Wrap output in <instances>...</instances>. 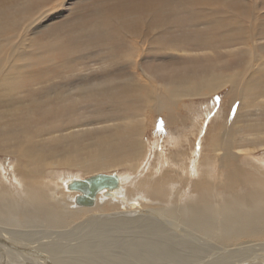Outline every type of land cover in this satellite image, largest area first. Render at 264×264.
<instances>
[{
    "label": "bare ground",
    "instance_id": "bare-ground-1",
    "mask_svg": "<svg viewBox=\"0 0 264 264\" xmlns=\"http://www.w3.org/2000/svg\"><path fill=\"white\" fill-rule=\"evenodd\" d=\"M18 1L0 0V264H264V0L107 2L49 30L53 59L42 3ZM95 52L109 68L74 73ZM159 117L172 135L150 143ZM124 165L140 177L75 203L73 180Z\"/></svg>",
    "mask_w": 264,
    "mask_h": 264
},
{
    "label": "rangeland",
    "instance_id": "rangeland-1",
    "mask_svg": "<svg viewBox=\"0 0 264 264\" xmlns=\"http://www.w3.org/2000/svg\"><path fill=\"white\" fill-rule=\"evenodd\" d=\"M20 1L21 0H19L18 2H17V5L18 4H22V3H20ZM24 3H25V0H22ZM30 1V0H29ZM37 2L39 1V0H36ZM36 1L34 0L33 2H29L30 4H32V5H35L36 4ZM53 1V2H52ZM52 1H50L49 3H44L43 2V0H40V2L42 3V9H43V13L42 14H44V12H45V14H46V16L44 17H41L39 20H38V24L40 25V24H43V25H45V26H40V28L41 29H39V31L41 32H39L38 34L36 33V32H34L33 34H32V37H33V39L34 38H36L37 40H38V42H40L39 44L41 45V43H42V45L40 46V48H45L44 49V56L45 57H49L50 59H53V57H52V55L51 54H53V53H51L52 52V44L58 39V38H56L58 35H60V38L62 37V40H64V42H67V35H66V32H65V30H62V31H60V34L58 33L57 34V36H54V37H52V36H48L49 35V33H50V31H51V29H54L55 27H59L60 25H62L65 21H67V20H71L70 22H74V23H79V24H94L95 23V21H96V23H98V22H100L101 21V15L99 14V15H97V13H100V11L99 10H96V15H95V11H92L93 10V8L95 7V6H97L98 7V5H102V6H106L105 4H107V2H109V3H114V6H118L119 4H118V2H116L117 0H52ZM23 3V4H24ZM27 3V2H26ZM110 5V4H109ZM47 6V7H46ZM172 9H174V6L173 5H169ZM80 7V8H79ZM45 8V9H44ZM81 9V10H80ZM93 12V13H92ZM80 13V14H79ZM68 16V17H67ZM86 17V18H85ZM79 18V19H78ZM82 18V19H81ZM96 19V20H95ZM49 20V21H48ZM60 20V21H59ZM94 20V21H93ZM42 23H41V22ZM57 22V23H56ZM47 23V24H46ZM54 23V24H53ZM51 24H53V25H51ZM49 26V27H48ZM55 26V27H54ZM44 27V28H43ZM47 27V28H46ZM54 27V28H53ZM38 29H36V31H38ZM48 29V30H47ZM42 30V31H41ZM50 30V31H49ZM69 30V29H68ZM48 31V32H47ZM219 31L218 30H216V34L218 33ZM40 34V35H39ZM45 36V37H44ZM48 37V38H47ZM56 39V40H55ZM50 41V42H49ZM49 42V43H48ZM44 44V45H43ZM48 45V46H47ZM52 45V46H51ZM79 45L80 44H77V47H79ZM43 46V47H42ZM47 48V49H46ZM72 48V47H71ZM89 51L90 50H96V47H93L92 45H90L89 46ZM71 52H72V54H74V53H76V51L75 52H73L72 50H71ZM47 54V55H46ZM71 54V53H70ZM71 54V55H72ZM94 54H96L97 56L94 58V60L93 59H90V63H91V66L89 67L90 68V70H92V71H90V70H85V66L86 65H84V64H80L79 65V68H77L79 71H77V72H74V73H76L77 75H80V74H85V72L87 73V74H93L94 75V73H97V72H100V70H103V69H108L109 67L108 66H105V65H107L108 64V62L105 64L104 62H100V61H102V59L100 58L101 56H102V53H98V52H95ZM59 56V55H58ZM62 55H60V57H61ZM64 55L62 56V58H61V61H63V59H64ZM70 58V55H67L65 58ZM149 57H151V55H149ZM99 58H100V60H99ZM65 60V59H64ZM93 60V63L91 62ZM96 60H98V61H96ZM104 60V59H103ZM116 60V59H115ZM117 61V60H116ZM119 61V60H118ZM99 62V63H98ZM89 63V64H90ZM97 63V64H96ZM171 63V62H170ZM89 64H88V66H89ZM179 64V63H178ZM177 64V65H178ZM102 65H103V69H102ZM88 66H87V68H88ZM101 68H100V67ZM105 66V67H104ZM96 67V68H95ZM106 67H108V68H106ZM93 68V69H92ZM177 68V74L180 76L181 75V73L182 74H184V73H193L194 74V68L191 66V65H186V64H183V67H181V65L180 66H178V67H176ZM83 69V70H82ZM100 69V70H99ZM85 70V71H84ZM66 71V70H65ZM94 71H96V72H94ZM72 71L71 70H69V72L68 71H66V73H65V75L63 76V78H66L67 76H69V74H72L71 73ZM68 73V74H67ZM156 73V71L154 70V68H153V71H152V74H155ZM158 73V72H157ZM159 73H161L162 75H164L163 76V78H168L170 75H172V72H170L169 70H166L165 72H159ZM35 74V73H34ZM75 74V75H76ZM67 75V76H66ZM66 76V77H65ZM161 76V75H160ZM158 77V76H157ZM23 79H24V76L22 77ZM89 79H92V77H89ZM59 80L60 79H58V81H55L54 83H59ZM73 80H75V81H77V82H75L74 81V84H81V82L83 81V82H85V80L83 79H77V78H74ZM78 80H81L80 82L78 81ZM82 82V83H83ZM159 82H161L160 80H159ZM77 84V85H78ZM222 97H223V95L222 94H216L215 96H213L212 98H209V99H207L206 101H205V107H207V106H210V103L211 102H213L214 103V110L213 111H211L212 112V114L213 113H215V110H217L218 109V107H220L219 105L221 104V99H222ZM183 101H184V103L185 104H187V103H189L188 102V99L186 98V99H183ZM203 101V99H200V102H202ZM220 102V103H219ZM183 114H185L187 117H188V112H186L185 110H183ZM32 115H34V113H32ZM150 118H151V114L149 113V114H147V119H148V121H150ZM189 118V117H188ZM209 118H207V120H208ZM190 120V118L188 119V121ZM207 120L205 121V124H208V122H207ZM156 123H155V127H153V129H151L150 127H148L147 129H146V136H145V138L147 139L146 141H149L150 140V143L152 142V139H154V137L153 136H155V137H157V139H159V142H163L164 141V139L165 138H168V137H170V135H172V134H167V135H164V134H166L167 133V131H166V129H165V133H160L161 131H159L161 128H162V124H163V122L161 121V118L159 117V120H156L155 121ZM158 122H160V123H158ZM190 122H191V120L188 122V125L186 126V128L188 129H191V126H189V124H190ZM158 123V124H157ZM97 125H102V124H97ZM97 125H95V126H97ZM165 125V124H164ZM163 125V126H164ZM148 126H150V125H148ZM160 127V129L158 128V127ZM90 127V126H89ZM94 126H91L90 128H93ZM166 127V126H165ZM175 129V127L173 126V127H171V129L173 130V134H175L176 132V130H174ZM164 129V128H163ZM155 130V131H154ZM157 130V131H156ZM191 135V134H190ZM189 135V139H190V144L189 143H186L184 146H186V147H184V149H188L189 150V147L188 146H190V145H192L191 143H192V141L191 140H193L194 138H193V136H190ZM202 135H204V133L202 134ZM198 139H199V137L196 139V142L195 143H197L198 142ZM189 144V145H188ZM191 147V146H190ZM166 148V147H165ZM160 149V148H159ZM168 149V150H167ZM167 149H166V153L167 154H169V152H170V147L169 146H167ZM186 149V150H187ZM165 150V149H164ZM172 150V149H171ZM168 151V152H167ZM154 152V151H153ZM263 152H264V150H263ZM156 153V150H155V152L154 153H152L153 155H150V158H149V160L151 161L150 163H152L151 165L153 166L157 161V157H155V154ZM157 155H159V153H158V151H157ZM170 156V155H169ZM149 157V156H148ZM147 157V158H148ZM0 158H1V156H0ZM5 158V157H4ZM154 158H155V160H154ZM130 160H132V161H128V162H135V161H133V158H131ZM0 161H2L1 159H0ZM7 161V162H6ZM9 161V162H8ZM13 163H12V162ZM155 163H154V162ZM5 162V163H4ZM4 162H2V164L4 165V166H7L6 167V172H7V176L9 177V178H11V179H13V175H12V173L11 172H13L12 170H10L9 168H10V166L12 165V164H16L17 163V160L15 159V157L12 155V154H10V155H8V160H5ZM144 162H146V161H144V159H142V163L141 164H143ZM7 164V165H6ZM9 164H11V165H9ZM136 164H138V162H135V165ZM15 166V165H14ZM68 166H65V167H60V169L59 170H63V171H65V170H67L68 168H67ZM130 165H124V166H117V167H110V168H108L107 170H104V171H106V172H114V173H117V172H121V173H124V175L126 174L127 176H129L130 177V179H131V177H133V174H139V177H140V171L142 170V168H143V166L142 165H140V168H139V171H134L133 169H131L130 170ZM146 168H147V166H146ZM65 169V170H64ZM75 169H73L72 171V174L74 173V174H76V173H78L79 171H77L78 169H76L75 171H74ZM126 170V171H125ZM145 171V170H144ZM9 172V173H8ZM131 173V174H130ZM145 173V172H144ZM73 174V176H75ZM80 176L83 178V177H86V176H89V175H91L92 174V172H89V173H86V174H84L82 171H80ZM132 180V179H131ZM16 184V183H15ZM17 185V184H16ZM18 187V186H17ZM9 189H10V192H11V190H14V188H10V186H9Z\"/></svg>",
    "mask_w": 264,
    "mask_h": 264
},
{
    "label": "water",
    "instance_id": "water-1",
    "mask_svg": "<svg viewBox=\"0 0 264 264\" xmlns=\"http://www.w3.org/2000/svg\"><path fill=\"white\" fill-rule=\"evenodd\" d=\"M118 184V177L116 174L99 173L93 176L73 180L69 184L71 190L80 192L75 197V203L80 206H92L96 201V195L102 189H112Z\"/></svg>",
    "mask_w": 264,
    "mask_h": 264
}]
</instances>
